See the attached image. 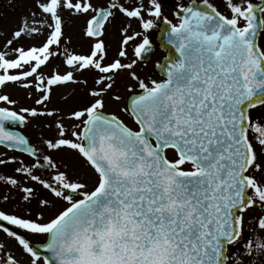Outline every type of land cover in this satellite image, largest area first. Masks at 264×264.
Masks as SVG:
<instances>
[{
  "label": "snow or ice",
  "instance_id": "6c2138e0",
  "mask_svg": "<svg viewBox=\"0 0 264 264\" xmlns=\"http://www.w3.org/2000/svg\"><path fill=\"white\" fill-rule=\"evenodd\" d=\"M19 2L0 264H264V0Z\"/></svg>",
  "mask_w": 264,
  "mask_h": 264
},
{
  "label": "rangeland",
  "instance_id": "374dc122",
  "mask_svg": "<svg viewBox=\"0 0 264 264\" xmlns=\"http://www.w3.org/2000/svg\"><path fill=\"white\" fill-rule=\"evenodd\" d=\"M25 4L20 3L19 0H0V24L4 26H8L21 11L24 10ZM75 39V37H74ZM165 56L160 50L157 48L156 52L152 54V61L155 62L157 59H161ZM151 68V64L149 65V69ZM22 99V103H24Z\"/></svg>",
  "mask_w": 264,
  "mask_h": 264
},
{
  "label": "flooded vegetation",
  "instance_id": "af4514ba",
  "mask_svg": "<svg viewBox=\"0 0 264 264\" xmlns=\"http://www.w3.org/2000/svg\"><path fill=\"white\" fill-rule=\"evenodd\" d=\"M29 239L32 240L33 242H37L38 241V238L35 237V236H30Z\"/></svg>",
  "mask_w": 264,
  "mask_h": 264
}]
</instances>
